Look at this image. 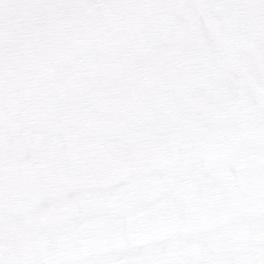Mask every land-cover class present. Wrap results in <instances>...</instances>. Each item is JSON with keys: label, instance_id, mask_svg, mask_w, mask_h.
<instances>
[{"label": "snow or ice", "instance_id": "obj_1", "mask_svg": "<svg viewBox=\"0 0 264 264\" xmlns=\"http://www.w3.org/2000/svg\"><path fill=\"white\" fill-rule=\"evenodd\" d=\"M0 264H264V0H0Z\"/></svg>", "mask_w": 264, "mask_h": 264}]
</instances>
